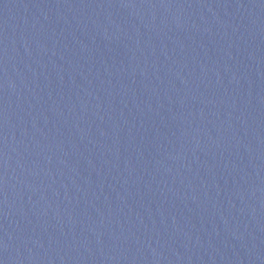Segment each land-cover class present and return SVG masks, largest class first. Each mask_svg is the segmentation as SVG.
Returning <instances> with one entry per match:
<instances>
[{"label":"water","instance_id":"water-1","mask_svg":"<svg viewBox=\"0 0 264 264\" xmlns=\"http://www.w3.org/2000/svg\"><path fill=\"white\" fill-rule=\"evenodd\" d=\"M0 264H264V0H0Z\"/></svg>","mask_w":264,"mask_h":264}]
</instances>
